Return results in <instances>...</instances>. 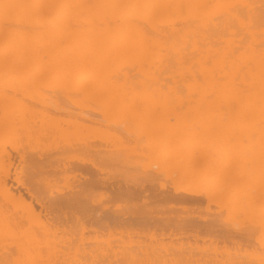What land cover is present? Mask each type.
Listing matches in <instances>:
<instances>
[{
    "label": "bare ground",
    "instance_id": "bare-ground-1",
    "mask_svg": "<svg viewBox=\"0 0 264 264\" xmlns=\"http://www.w3.org/2000/svg\"><path fill=\"white\" fill-rule=\"evenodd\" d=\"M137 261L264 264V0H0V264Z\"/></svg>",
    "mask_w": 264,
    "mask_h": 264
},
{
    "label": "rangeland",
    "instance_id": "rangeland-1",
    "mask_svg": "<svg viewBox=\"0 0 264 264\" xmlns=\"http://www.w3.org/2000/svg\"><path fill=\"white\" fill-rule=\"evenodd\" d=\"M120 163H121V162H120ZM120 163H118L117 165H113V166H116V167L121 166L122 163H121V164H120ZM125 165L127 166V164H124L122 167H118V168L115 169V170H114V167L111 166V165H110V166H104V167H103V170H104V168H105V170H107L106 172H109L110 177H111V178L113 177L112 179H113V180H114V179L116 180V179H117L116 176H118V175H119V176H122L123 171H127V170H128V171H129V170H135V168H132V167H130L129 165L126 167ZM116 167H115V168H116ZM125 167H126V168H125ZM112 168H113V169H112ZM124 168H125V169H124ZM127 168H128V169H127ZM130 168H132V169H130ZM111 169H112V170H111ZM118 169H119V170H118ZM122 169H123V170H122ZM114 171H115V172H114ZM116 171H117V173H116ZM118 171L121 172V174H119ZM128 171H127V172H128ZM136 171H138V170H136ZM113 172H114V173H113ZM127 172H126V176H125V172H124V176H123V177H118L117 180H119V178L122 179V178L128 177L130 174L132 175V172H131V171L129 172L130 174L127 173ZM134 174H135V176H136V175H137V172L133 171V175H134ZM133 175H132V176H133ZM138 175H139V172H138ZM114 177H115V178H114ZM129 178H130V177H128V179H129ZM133 178H134V176H133ZM112 179H111V180H112ZM121 179H120V180H121ZM128 179H127V182H126V180H124V179H123V181H122V180H121V181L119 180V182H118L117 180H116V181H117L118 183H121V184H122V182H123V185H124L125 183H126L127 185H129V184H130V185H133V183H130V180H132V178H131L129 181H128ZM113 180H112V181H113ZM135 180H136V179H135ZM135 180H134V181L132 180L131 182H134V184H139V183L141 184V183H144V180H141L142 182H140V181H139L140 179H138V183H136ZM163 181H164V180H163ZM161 183H162V182H160V184L157 185V186H158V187H161V186H162ZM157 184H158V183H157ZM165 184H167V183H165V181H164V185H165ZM168 184H169V183H168ZM168 184L165 185V186H168ZM160 185H161V186H160ZM140 199H142V198H140ZM140 199H139L138 201H140ZM102 200H105V199H102ZM102 200H101V203H99L100 201H99V202H96V203H97L96 205H99V204L103 205V204H104V201H103V204H102ZM106 200H107V199H106ZM106 200H105V203H106V205H107V202H108V201H106ZM142 200H143V199H142ZM142 200H141V202H142ZM138 201H137V202H138ZM141 202H139V203H140V206L145 205V204H143V203H141ZM146 202H147V200H146ZM148 203H150V205H151V204L153 205L154 202H151V201L148 200ZM141 204H142V205H141ZM155 204H157V206L155 205V207H154V205H153V206H152V205H151V206H147V205H149V204L145 205L144 207L142 206L143 211L145 212V213L143 212V214H144V215H147V214L150 215V212H151V214H152L153 216H158L160 212H161V214L165 212V211L163 210V208L165 209L166 206L168 207V208H166L168 211L165 209V210H166V212H165L166 214H168V212H169V214H170V212H171V214H173V212H174V210L169 209V205L164 204V205H166V206H162L163 203H161V204H160V203H159V204H158V203H155ZM101 205H99L98 207H102ZM159 205L163 207V208L161 207L162 210L158 208V207H160ZM104 206H105V204H104ZM146 206L149 207V208L151 207L150 211L147 209ZM153 207H154V208H153ZM170 207H171V206H170ZM145 208H146V209H145ZM152 208H153V210L155 209V210H154L155 213H153ZM144 209H145V210H144ZM156 209H158V211H157ZM146 210H148L149 213H148V211H146ZM159 210H161V211L159 212ZM169 210H170V211H169ZM171 210H172V211H171ZM190 210H191V209H190ZM130 211H131V210H130ZM163 211H164V212H163ZM146 212H147V213H146ZM157 212H158V215H156ZM177 213H178V211H177ZM161 214H160V215H161ZM178 214H179V213H178ZM182 214H183V213H182ZM152 215H150V216H152ZM162 215H163V214H162Z\"/></svg>",
    "mask_w": 264,
    "mask_h": 264
},
{
    "label": "snow or ice",
    "instance_id": "snow-or-ice-1",
    "mask_svg": "<svg viewBox=\"0 0 264 264\" xmlns=\"http://www.w3.org/2000/svg\"><path fill=\"white\" fill-rule=\"evenodd\" d=\"M4 7H12V5H5ZM133 264H153L151 261H137L133 262Z\"/></svg>",
    "mask_w": 264,
    "mask_h": 264
}]
</instances>
